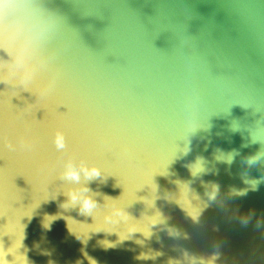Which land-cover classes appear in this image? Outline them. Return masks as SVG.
Masks as SVG:
<instances>
[{
	"label": "water",
	"instance_id": "obj_1",
	"mask_svg": "<svg viewBox=\"0 0 264 264\" xmlns=\"http://www.w3.org/2000/svg\"><path fill=\"white\" fill-rule=\"evenodd\" d=\"M170 261L264 264V0H26L0 17V264Z\"/></svg>",
	"mask_w": 264,
	"mask_h": 264
},
{
	"label": "clouds",
	"instance_id": "obj_2",
	"mask_svg": "<svg viewBox=\"0 0 264 264\" xmlns=\"http://www.w3.org/2000/svg\"><path fill=\"white\" fill-rule=\"evenodd\" d=\"M26 0H0V17H3L4 15H6L7 13L13 11L14 9H16L18 6L22 5L23 3H25ZM54 143L56 145V147L58 149H62L64 147V137L62 134H57L54 137ZM252 159H255V157H253ZM82 171H84V175L86 177H93V176H98L99 170L96 168H92V169H82ZM65 176L72 178L74 180H78L79 179V175L78 173L71 169L68 168L65 172ZM72 199H75V197L73 196ZM86 210L87 209H91L92 202L88 199H85L83 201V205H82ZM169 264H172V262L170 261Z\"/></svg>",
	"mask_w": 264,
	"mask_h": 264
}]
</instances>
